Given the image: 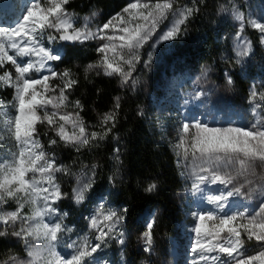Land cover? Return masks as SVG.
Returning a JSON list of instances; mask_svg holds the SVG:
<instances>
[{"label":"snow or ice","instance_id":"1","mask_svg":"<svg viewBox=\"0 0 264 264\" xmlns=\"http://www.w3.org/2000/svg\"><path fill=\"white\" fill-rule=\"evenodd\" d=\"M68 4L69 0H29L20 17L0 25V69H4L0 87L13 89L11 102L0 101V142L9 144L0 155V237L10 234L24 249L23 258L13 254L0 264H96V254L111 241L121 246L126 243L128 208H115L106 197L84 217L88 231L64 241L73 229L64 223L68 214L57 206L68 196L57 173L76 176L71 198L82 205L100 196L98 191L93 193L98 165H82L80 173L74 174L69 166L58 164L55 154L41 143L38 125L46 124L58 137L49 138V148L61 142L77 153L99 147L116 127L121 97H114L112 108L98 114L97 124L86 123L80 100H69L78 83L75 74L70 68L56 71L53 62L65 59L67 44L100 41L98 59L85 66V78L95 71L96 75L119 77L121 86L134 89L137 65L142 62L150 67L156 50L180 39L199 11L196 0L191 5L181 0H130L121 12L93 28L98 13L85 16L77 27L75 14L65 7ZM219 12H230L237 22L234 63L241 64L253 51L246 28L259 33L264 46V17L246 16L235 0L221 4ZM146 47L151 51L142 60ZM8 64L14 73L5 69ZM225 77L229 85L234 83L228 73ZM203 95V90L197 91L195 98ZM248 103L252 121L247 126L211 127L197 120L182 122L177 128L176 142L171 145L176 164L191 180V194L207 206L192 213L186 264H264V200L255 210L246 206L254 193L264 195V87L253 84ZM119 152L118 147L113 149L117 164L121 163ZM116 175L109 177L110 184ZM156 190L155 183L145 188L148 193ZM10 203L16 205L13 210L8 208ZM155 224L152 216L139 235L146 253L152 251ZM61 243L67 252L58 251Z\"/></svg>","mask_w":264,"mask_h":264},{"label":"trees","instance_id":"2","mask_svg":"<svg viewBox=\"0 0 264 264\" xmlns=\"http://www.w3.org/2000/svg\"><path fill=\"white\" fill-rule=\"evenodd\" d=\"M108 3L109 0H73L70 7L79 13H86L91 8L105 9L109 6ZM196 3L199 11L189 20L186 33L172 42L166 53L169 61H175L182 68H194L205 61L219 63L221 23L210 10V0H197ZM247 32L253 42V51L264 67V51L252 29ZM65 47L68 54L62 62L57 63L62 71L65 68L72 69L78 80L72 89V96L74 101L80 100L83 105L81 116L86 123L97 124L98 114L111 109L116 96L121 97V107L116 127L106 140L100 142L99 147L83 149L77 153L70 147L61 146V152L70 160L83 161L90 166L98 165L93 193L98 191L101 195H106L112 204L127 207L126 224L135 228V233L139 234V229L144 228L140 218H144L145 212L156 210L153 232V249L156 250L162 244L161 239L171 233L182 215L176 203V193L182 187L181 170L176 164L171 139L165 138L163 128H159L161 124L151 113L155 110L154 104L147 95L133 94L126 88L121 89L113 77L88 73L86 79L84 68L79 67L88 59L85 50L78 44H67ZM232 78L241 90L246 91V82L237 72H232ZM12 98V88L0 87V101L11 102ZM149 103L152 106L149 107ZM141 111L143 115H138ZM95 130L99 131L98 128ZM3 146L0 142V151ZM116 147L120 149L119 164L113 158V149ZM114 174H117L115 183L110 184L109 177ZM149 183H155L157 190L146 192L145 188ZM61 187L62 191L68 193L65 199L59 201V210L68 214L65 221L83 227L85 204L76 205L72 201L69 183L64 181ZM93 193L89 194L90 197ZM93 200L90 199L87 203L91 204ZM259 203L260 196L256 195L248 208L255 210ZM21 252V241L13 239L10 234L0 237V260H6L10 255ZM151 260H154L152 254L139 255L135 247L127 253L125 259L126 264H150Z\"/></svg>","mask_w":264,"mask_h":264},{"label":"rangeland","instance_id":"3","mask_svg":"<svg viewBox=\"0 0 264 264\" xmlns=\"http://www.w3.org/2000/svg\"><path fill=\"white\" fill-rule=\"evenodd\" d=\"M72 1L73 0H69V4L65 7L68 12L75 14L77 18V27L83 24V18L85 16H91L93 12L98 13L92 20L93 28L102 25L111 16L121 12L123 7L130 2V0H109V6L105 9L101 7L98 9L91 8L86 13H79L77 10L70 7ZM28 3L29 0H0V25H9L13 23L26 10ZM181 3L191 5L192 0H181ZM226 3L227 0H210V10L222 26V33L219 37L220 49L218 53V64L205 61L194 68H182L177 66L175 61H169L167 59L166 53L170 47L165 44L161 45L156 50L150 67L145 68L142 62L137 65L136 72L133 75L138 82L134 89L131 85L121 86L119 77H113L121 89L126 88L133 94H145L152 100L155 110L151 111V113L154 115V118L159 121V124H161L159 128H163V135L165 138L170 137L172 144L176 142V131L182 122L199 120L202 123H207L211 127H227L230 124L247 126L252 121L250 112L251 105L248 103L249 90L253 84H255L258 89L264 87V67L258 61L254 51H252L248 57L244 58L243 63H234L236 57L233 51V37L237 30V22L233 19L230 12H219L220 5ZM235 3L246 16L256 18L264 17V0H235ZM248 29L251 28H246L245 35L251 39L247 32ZM252 31L260 45L259 33L253 29ZM99 43L101 42L90 41L83 45L78 44L85 50L87 54L86 58H88L79 65L80 68H85L88 63L98 59L96 47ZM260 47L264 51V46L260 45ZM148 51H151L149 47L142 50V60L147 59ZM76 63L79 64L80 62L76 61ZM57 64V62H53L55 70L62 71L59 64L56 66ZM5 69L14 73V68L10 64L5 65ZM206 70L207 76H205ZM3 71L4 69H0V74H2ZM233 71L237 72L246 82V91L241 90L235 82L232 85L227 83L225 73H228L232 77ZM89 74H96V72L93 71ZM53 83L59 84L60 81L54 80ZM201 90H203L206 95L196 99L195 93ZM72 94L73 91L71 90L69 94L70 101H74ZM142 98L145 100V97ZM152 104L149 103L148 106L150 107ZM68 111H73V109L69 108ZM38 133L45 150L54 153L57 163L69 166L72 173L79 174L82 165H89L87 163L84 164L83 161H74L65 157L60 149L61 146H64L62 142L49 148V138H56L58 140V137H54V134L48 129L46 124L38 125ZM2 143L4 146L0 151V155L5 154V150L9 146L6 142ZM179 168L181 170L182 187L176 193V203L182 215L177 224L171 229V233L161 239L162 244L159 248L157 246L156 250H154L152 247L151 252H144V245L139 239L140 232L143 231L144 228L139 229L138 234L135 233V228H130L128 224L125 223L126 243L121 246L115 241H111L107 248L96 254V264H126V255L134 247L138 249L139 255H153L154 260L149 261L150 264L152 262L153 264H186L188 259V245L192 235L188 231L193 225L192 213L197 211L200 206H207L201 205L198 197L191 194V180L186 175H182V172L185 170L181 167ZM57 176L61 185L64 181L66 184H70L72 192L76 176H65L62 173H57ZM256 195L260 196V202L264 200V195L258 192L254 193L253 199ZM101 197H106L111 206L122 208L112 204L106 195L101 194L95 197L91 204H88L86 201L84 203L83 227L77 226L76 224H68L64 219V223L73 229L71 233L65 235V242L74 240L78 235H82L88 231V222L84 217L92 213ZM253 199L247 202V207L251 206ZM239 203L245 204V201H239ZM57 206L59 208V202ZM15 207L16 205L14 203H10L8 206L9 210H13ZM27 210L26 207L25 211ZM145 213L144 218H140L141 226H143L149 218L155 216L156 210L152 209ZM13 239L17 238L13 237ZM247 247L251 249L252 243L249 242ZM58 251L67 252L68 250L65 248L64 243H61L58 245ZM16 255L21 258L24 257L23 244L22 252Z\"/></svg>","mask_w":264,"mask_h":264}]
</instances>
